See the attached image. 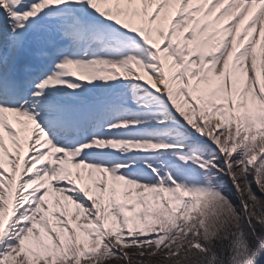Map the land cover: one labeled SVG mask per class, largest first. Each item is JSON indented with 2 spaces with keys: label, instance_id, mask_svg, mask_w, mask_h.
Listing matches in <instances>:
<instances>
[{
  "label": "snow or ice",
  "instance_id": "1",
  "mask_svg": "<svg viewBox=\"0 0 264 264\" xmlns=\"http://www.w3.org/2000/svg\"><path fill=\"white\" fill-rule=\"evenodd\" d=\"M264 264V0H0V264Z\"/></svg>",
  "mask_w": 264,
  "mask_h": 264
},
{
  "label": "trees",
  "instance_id": "2",
  "mask_svg": "<svg viewBox=\"0 0 264 264\" xmlns=\"http://www.w3.org/2000/svg\"><path fill=\"white\" fill-rule=\"evenodd\" d=\"M113 264H115V262H113ZM121 264H123V262H121Z\"/></svg>",
  "mask_w": 264,
  "mask_h": 264
}]
</instances>
